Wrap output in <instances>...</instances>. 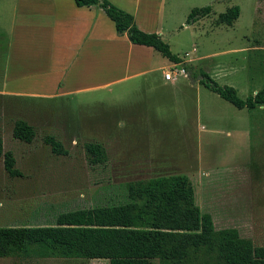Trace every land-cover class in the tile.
Wrapping results in <instances>:
<instances>
[{"label":"rangeland","instance_id":"rangeland-1","mask_svg":"<svg viewBox=\"0 0 264 264\" xmlns=\"http://www.w3.org/2000/svg\"><path fill=\"white\" fill-rule=\"evenodd\" d=\"M146 1L141 19L150 9L146 22L154 28L156 21L173 52L188 51L187 58L217 53L192 62L193 87L190 80L168 91L139 89L140 80L111 90L79 83L68 96L37 99L5 92L7 86L37 90V63L31 35L20 38L13 28L19 0H0V136L22 173L11 176L0 158V227L53 224L61 212L125 201L129 187L133 193L146 191L149 180L174 175L189 179L196 204L212 214L217 229L235 227L262 245L264 105L239 109L197 80L208 73L219 84L236 87L242 98L264 86V50L247 51L264 44V0ZM205 6H212L209 15L189 20L193 8ZM221 13L232 23L219 22ZM7 64L18 67L11 74L19 77L8 83ZM19 119L35 127L32 142L14 137ZM48 136L67 152H53ZM91 142L105 147L104 162H91L86 149ZM0 264L109 260L0 257Z\"/></svg>","mask_w":264,"mask_h":264},{"label":"trees","instance_id":"trees-1","mask_svg":"<svg viewBox=\"0 0 264 264\" xmlns=\"http://www.w3.org/2000/svg\"><path fill=\"white\" fill-rule=\"evenodd\" d=\"M79 6L96 5L114 21L118 33H127L133 43L152 46L173 62H182L157 32H146L133 14L110 0H75ZM212 6L195 7L192 22L211 13ZM219 22L232 23L226 13ZM201 83L239 109L264 105V86L245 98L233 85H221L208 73ZM36 129L24 119L15 122V138L32 142ZM46 141L53 152L66 153L54 136ZM93 163L104 162L103 144L86 146ZM11 176H21L12 150H5L0 136V158ZM147 190L133 193L125 201L97 204L61 212L55 223L0 227V257L46 258L85 257L107 259L109 264H264V243L255 245L235 227L217 229L212 214L201 212L195 202L194 188L187 177L168 176L151 179Z\"/></svg>","mask_w":264,"mask_h":264},{"label":"crops","instance_id":"crops-1","mask_svg":"<svg viewBox=\"0 0 264 264\" xmlns=\"http://www.w3.org/2000/svg\"><path fill=\"white\" fill-rule=\"evenodd\" d=\"M110 1L133 14L142 30L157 32L167 42L165 31L159 29L156 21L154 28L146 22L150 18V9L146 10L145 21L141 19L142 9L148 6L146 0ZM14 16L13 28L19 29L16 35L25 39L31 35L36 45L37 76L34 78H37V90L7 86L5 92L8 94H31L37 95V99H53L72 94V88L79 83L88 84V88L111 90L112 86H121L132 80H140L139 89L144 86L168 91L178 85H186V80H190L193 87L196 80L192 77L195 70L192 62L218 56L211 53L187 58V51L184 56L177 53L182 62H173L152 46L133 43L127 33H118L114 21L102 8L79 6L75 0H19ZM256 50H264V44L247 49ZM175 65L184 68L186 74L165 79V73ZM222 66L217 63V67ZM16 69L18 67L9 64L3 67L6 83L19 78L11 74ZM201 78L197 80L199 83Z\"/></svg>","mask_w":264,"mask_h":264},{"label":"built area","instance_id":"built-area-1","mask_svg":"<svg viewBox=\"0 0 264 264\" xmlns=\"http://www.w3.org/2000/svg\"><path fill=\"white\" fill-rule=\"evenodd\" d=\"M186 55H189V53L187 52ZM180 74L185 75L186 70H184V68H180L178 65H175L169 71H167L164 76L165 79L171 80L176 78Z\"/></svg>","mask_w":264,"mask_h":264}]
</instances>
